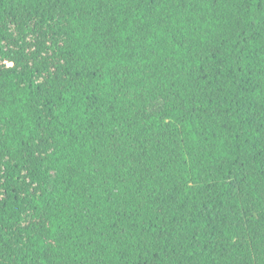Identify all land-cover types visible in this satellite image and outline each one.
Returning a JSON list of instances; mask_svg holds the SVG:
<instances>
[{"label": "trees", "instance_id": "trees-1", "mask_svg": "<svg viewBox=\"0 0 264 264\" xmlns=\"http://www.w3.org/2000/svg\"><path fill=\"white\" fill-rule=\"evenodd\" d=\"M0 264H264V0H0Z\"/></svg>", "mask_w": 264, "mask_h": 264}]
</instances>
